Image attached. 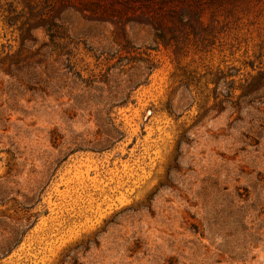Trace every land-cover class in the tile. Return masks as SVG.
Returning <instances> with one entry per match:
<instances>
[{
  "label": "rangeland",
  "instance_id": "1",
  "mask_svg": "<svg viewBox=\"0 0 264 264\" xmlns=\"http://www.w3.org/2000/svg\"><path fill=\"white\" fill-rule=\"evenodd\" d=\"M0 264H264V0H0Z\"/></svg>",
  "mask_w": 264,
  "mask_h": 264
},
{
  "label": "trees",
  "instance_id": "2",
  "mask_svg": "<svg viewBox=\"0 0 264 264\" xmlns=\"http://www.w3.org/2000/svg\"><path fill=\"white\" fill-rule=\"evenodd\" d=\"M113 131H114L115 133H117V134H120V132H118V130H115L114 128H113ZM107 136L109 137V139H110V138H114V136H112L111 134H107ZM109 139L106 138V139H105V142H106V141H109ZM101 146H102V145H101ZM7 238H8V240H9V243H12V242H14V241L16 240V238H14L13 236L11 237V235H9Z\"/></svg>",
  "mask_w": 264,
  "mask_h": 264
}]
</instances>
